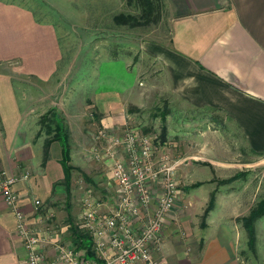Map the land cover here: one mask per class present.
<instances>
[{"label": "rangeland", "instance_id": "obj_1", "mask_svg": "<svg viewBox=\"0 0 264 264\" xmlns=\"http://www.w3.org/2000/svg\"><path fill=\"white\" fill-rule=\"evenodd\" d=\"M4 1L26 7L37 22L52 26L56 33L60 56L48 78L21 71L18 59L0 60V73L10 77L24 101L21 105L28 107V121L41 124L38 131L24 130L33 134L36 147L42 141L46 146L55 136L50 130L59 118L64 128L65 123L72 128L80 123V133H73L80 140L74 157L80 169L72 172L67 196L70 223L78 224L75 214L86 191L104 202L103 213L112 206L111 168L114 160L127 159L116 140L131 130L151 138L156 169L162 164L174 166L178 193L162 223L172 224L185 242L192 238L201 242L212 225H226L235 241L238 264H264V212L253 214L264 199V150L250 145L240 129L216 110L170 112L166 103L157 101L152 46L169 41L166 12L162 10L158 20L145 16L139 0ZM110 90L119 93L121 103L106 124L100 122L94 100L108 97ZM99 129L106 131V138L97 140L94 134ZM93 146L104 154L100 160L93 158ZM26 173L29 176L27 168L21 176ZM48 213L35 219L46 221ZM35 229L45 236L39 225ZM164 229L162 225V239Z\"/></svg>", "mask_w": 264, "mask_h": 264}, {"label": "crops", "instance_id": "obj_2", "mask_svg": "<svg viewBox=\"0 0 264 264\" xmlns=\"http://www.w3.org/2000/svg\"><path fill=\"white\" fill-rule=\"evenodd\" d=\"M163 10L170 37L167 43L152 46L157 61V101L166 103L170 112L216 110L240 129L250 145L264 150V0H163ZM59 56L52 26L37 22L21 4L0 0V60L18 59L21 71L46 79ZM117 93L110 90L108 97L95 98L100 122L110 123L121 103ZM23 102L10 77L0 73V167L17 177L29 170L28 178L17 180L14 189L31 225L35 221L45 233L42 250L46 261H56V242L74 247L61 145L52 137L46 146L42 141L36 147L33 134L28 136L24 130L36 127L38 131L41 124L36 119L28 121L30 111ZM170 112L168 116L174 117ZM64 126L69 134V164L76 166L71 183L72 172L80 169L74 158L80 140L73 138L74 132L80 133V123L74 128ZM50 132H56L55 125ZM158 190L156 182L153 197ZM35 200L40 201L38 206ZM48 210L53 211L49 221L35 219ZM48 225L55 227L50 233ZM163 227L166 237L154 254L161 264H238L235 241L226 225H212L201 242L180 240L172 224ZM0 264H28L14 215L1 195Z\"/></svg>", "mask_w": 264, "mask_h": 264}, {"label": "built area", "instance_id": "obj_3", "mask_svg": "<svg viewBox=\"0 0 264 264\" xmlns=\"http://www.w3.org/2000/svg\"><path fill=\"white\" fill-rule=\"evenodd\" d=\"M94 135L97 140L103 139L106 131L99 129ZM116 143L125 149L127 159L126 162L114 160L111 168L115 189L110 200L112 206L103 213L104 202L90 190L83 193L80 201L78 225L90 234L95 258H88L56 240L58 260L46 261L42 248L47 241L38 235L36 226H31L19 203L14 189L17 177L8 175L6 170L0 171V195L14 215L15 230L26 250L28 264H161L154 251L162 242L164 215L173 209L178 193L174 166L162 164L156 169L151 138L147 135L125 130ZM91 151L96 160L104 155L95 146ZM21 178H28V174ZM156 182L162 184L161 193L153 197L152 185ZM34 204L38 206L40 201L35 200ZM48 212L47 221L53 215L52 210ZM54 229L49 227L47 231Z\"/></svg>", "mask_w": 264, "mask_h": 264}, {"label": "trees", "instance_id": "obj_4", "mask_svg": "<svg viewBox=\"0 0 264 264\" xmlns=\"http://www.w3.org/2000/svg\"><path fill=\"white\" fill-rule=\"evenodd\" d=\"M141 4V10L145 16H151L152 19L158 20L163 10V0H139ZM55 136L53 139L58 140L61 145V160L66 195H69L71 171L75 169L74 166L69 164V148H68V131L63 127L60 120H57L55 125ZM79 169V168H77ZM258 212H264V199L258 203L256 208L253 209V214ZM72 243L76 250H83L84 255L88 258H95L96 254L93 248V241L90 234L83 228H79L77 224H71Z\"/></svg>", "mask_w": 264, "mask_h": 264}]
</instances>
